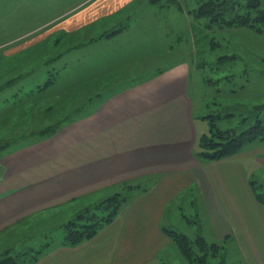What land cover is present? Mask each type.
Returning <instances> with one entry per match:
<instances>
[{"label": "crops", "instance_id": "1", "mask_svg": "<svg viewBox=\"0 0 264 264\" xmlns=\"http://www.w3.org/2000/svg\"><path fill=\"white\" fill-rule=\"evenodd\" d=\"M62 5L69 8L47 42L50 50L72 46L79 50L72 54L90 56L86 64L91 66L81 67L74 78L89 76L94 88L111 86L119 84L111 79L124 70L132 82L106 95L96 88L94 96L106 97L92 109L30 151L0 160V233L22 217L75 211L79 200L136 183L130 200L96 234L73 246L51 244L29 264H164L162 254L170 255L175 244L164 231L169 229L164 218L183 192L196 207L195 225L206 242L226 240L238 252L234 264H264V205L255 198L245 168V161H262L264 149L247 147L211 161L194 156V98L177 55L187 52L183 39L189 31L180 2L62 0ZM152 20L165 31H153ZM128 34L141 37L134 52L128 54L130 46L114 52L112 42ZM88 39L94 43L84 50ZM157 63L153 75L139 76ZM68 76L61 72L60 86Z\"/></svg>", "mask_w": 264, "mask_h": 264}, {"label": "rangeland", "instance_id": "2", "mask_svg": "<svg viewBox=\"0 0 264 264\" xmlns=\"http://www.w3.org/2000/svg\"><path fill=\"white\" fill-rule=\"evenodd\" d=\"M178 1L189 17V31L183 39L188 46L184 48L187 52L177 55L178 60H184L182 72L189 77L188 89L194 98V121L198 132L194 156L200 158L209 151L208 145L212 147L222 141L218 140L217 134L224 136V132H227L237 135L247 124L243 117H249L247 122H250L254 112L259 109L256 106L264 103V32H255L244 26H226L213 22L206 15H196L198 6L205 0ZM261 1L264 9V0ZM66 8L69 7L62 5V0H0V160L17 152L30 151L34 143L54 135L61 126L72 124V120L92 109V105L101 98L94 96L97 89L108 94L132 82L133 76H128L124 70L118 72L122 75L115 76L116 80L111 79V82L119 84L97 89L87 79L89 76L74 78V73L80 71L81 67L91 66V63L86 64L91 60L90 56L72 54L76 50L72 46L58 45L50 50L47 42L50 37L55 38V30L62 25V12ZM151 26L153 31L156 28L165 31L164 26L156 21ZM152 37L153 33L149 34L148 38L154 41ZM154 37L158 40L157 34ZM140 38L128 34L114 40L110 47L118 52L130 46L128 54H131ZM50 43L56 42L50 40ZM87 43L82 45L84 50L90 48L94 41L88 39ZM140 49L146 53L145 48H138V51ZM224 54H234L236 58L219 61V56ZM81 57H84L83 62ZM158 63L153 69L141 71L143 73L139 76L153 75L160 65ZM24 64L30 68L20 69ZM61 72L62 78L66 73L70 76L62 79L60 86ZM81 72L83 70L80 75ZM260 116L264 119V109L260 111ZM260 138L246 141L240 151L247 147L264 149V140ZM260 158L262 161H245V168L250 182L264 186V154ZM129 185L125 183L118 191L130 194L139 186L136 183ZM113 193L115 191L79 200L73 205L75 211H69L67 207V211L60 208L53 210V213L32 214L18 219L0 233V256L9 254L19 262L29 264L32 258H38L51 244L62 241L65 223L74 218L79 210L93 204L99 205L100 201ZM188 193L183 192L174 200L169 213L165 215L164 226L193 239L196 207L190 206V199L186 196ZM176 206L178 209L174 211ZM102 207L95 211L97 217L106 214L107 210H100ZM70 209L73 210V207ZM224 245L225 264L236 263L238 252L232 250L226 240ZM172 247L169 249L170 255L167 254L168 250L162 254L164 264H194L184 258L176 244ZM193 249L198 251L196 246Z\"/></svg>", "mask_w": 264, "mask_h": 264}, {"label": "trees", "instance_id": "3", "mask_svg": "<svg viewBox=\"0 0 264 264\" xmlns=\"http://www.w3.org/2000/svg\"><path fill=\"white\" fill-rule=\"evenodd\" d=\"M261 5V0H205L198 6L196 15H206L210 17L213 22L226 26H244L253 29L255 32L262 33L264 32V9ZM230 55H220L218 60H235L236 55ZM26 78L28 77L26 76ZM256 107L259 109L254 112L253 120L247 122L249 117H243V121H246L247 124L241 132L235 136L229 135L227 132H224V136L216 133L218 140L222 141L217 142L212 147L208 145L209 151H206L204 155L198 158L203 161L221 159L238 153L242 145L250 139L261 137L260 139L264 140V119H261L262 117L260 116V111L264 109V103ZM250 185L255 198L264 205V186H257L254 182H250ZM126 186L130 185L126 184ZM110 196L100 201L99 205L93 204L92 207H84L76 213L74 218L67 221L64 225L62 243L73 246L92 237L102 226L111 222L117 216L120 208L130 200L131 197L129 192L124 193L122 191H116ZM100 206H103L100 210L108 211H106L103 217H97V213L95 212ZM194 223H198V220L194 221ZM195 230L193 239L172 229H166L164 231L176 244L189 263L225 264L226 246L224 243H208L199 233L198 226H196ZM194 246H196L201 253L195 251L193 249ZM36 259L37 258L34 257L32 261ZM0 264L23 263L19 262L12 255L3 254L0 256Z\"/></svg>", "mask_w": 264, "mask_h": 264}, {"label": "bare ground", "instance_id": "4", "mask_svg": "<svg viewBox=\"0 0 264 264\" xmlns=\"http://www.w3.org/2000/svg\"><path fill=\"white\" fill-rule=\"evenodd\" d=\"M88 170V169H87Z\"/></svg>", "mask_w": 264, "mask_h": 264}]
</instances>
